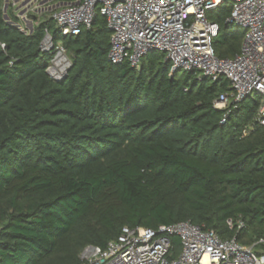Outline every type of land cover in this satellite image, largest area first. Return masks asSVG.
Masks as SVG:
<instances>
[{"label":"trees","instance_id":"obj_1","mask_svg":"<svg viewBox=\"0 0 264 264\" xmlns=\"http://www.w3.org/2000/svg\"><path fill=\"white\" fill-rule=\"evenodd\" d=\"M0 0V264H81L87 245L105 247L123 227L157 229L189 221L221 239L264 253V125L261 95L217 109L229 92L219 77L172 71L163 52L137 67L111 63L110 31L95 12L89 28L61 37L50 17ZM225 3V5H224ZM224 0L207 18L219 58L235 56L245 35L225 22ZM71 66L61 81L40 51L45 31ZM224 119V120H223ZM223 120V121H222ZM241 219L245 227H229ZM171 236V251H180Z\"/></svg>","mask_w":264,"mask_h":264},{"label":"built area","instance_id":"obj_2","mask_svg":"<svg viewBox=\"0 0 264 264\" xmlns=\"http://www.w3.org/2000/svg\"><path fill=\"white\" fill-rule=\"evenodd\" d=\"M35 1L11 0L19 17L15 25L22 31L32 28L29 13L39 9L33 5ZM223 1L73 0L49 17L58 35L76 36L91 26L95 12H99L111 33L107 54L111 63L127 61L137 67L147 54L163 52L172 71L194 72L199 80L216 81L222 76L228 81L229 92H221L213 100L217 109L241 102L252 93L260 94L254 122L264 125V0H228L232 8L225 22L245 31L240 51L230 58L215 55L212 42L219 27L206 16ZM0 46L4 48V44ZM40 51L51 55L48 76L63 80L71 62L62 43L46 30ZM227 224L245 227L241 219H228ZM172 235L180 242L177 254L171 251ZM261 242L263 239L243 245L235 238L221 239L213 230L181 221L157 229L123 227L116 240L105 247L87 245L79 258L81 264H264V253L255 249Z\"/></svg>","mask_w":264,"mask_h":264},{"label":"rangeland","instance_id":"obj_3","mask_svg":"<svg viewBox=\"0 0 264 264\" xmlns=\"http://www.w3.org/2000/svg\"><path fill=\"white\" fill-rule=\"evenodd\" d=\"M39 2H41V1H35L34 4H33V5H36V6L39 5V9H38V13L39 14L38 13H33V12H30L29 14H36L38 16L40 15V18L43 17V16L49 17V15L52 13V11H54L55 8H57L56 5H53V7L49 6L50 8H48V5L52 4V3L48 2V3H45V4H40ZM53 2L55 3V0H53ZM229 3H230V1H228L227 5H229ZM224 5H225V3H224ZM29 18H30V16H29ZM182 72H183V70H179L178 74L181 75Z\"/></svg>","mask_w":264,"mask_h":264},{"label":"crops","instance_id":"obj_4","mask_svg":"<svg viewBox=\"0 0 264 264\" xmlns=\"http://www.w3.org/2000/svg\"><path fill=\"white\" fill-rule=\"evenodd\" d=\"M24 1H28V0H24ZM37 1H41V2H39L40 4H45V3H48V2L52 3V4L48 5V8L53 7V5H56V7H57V8H55V10H56L59 7H61L63 4H66V3L70 2V1H73V0H55V3L53 2V0H37ZM22 5H23V2L19 3L18 7H20Z\"/></svg>","mask_w":264,"mask_h":264},{"label":"water","instance_id":"obj_5","mask_svg":"<svg viewBox=\"0 0 264 264\" xmlns=\"http://www.w3.org/2000/svg\"><path fill=\"white\" fill-rule=\"evenodd\" d=\"M6 8H7V0H5V3H4V6H3L4 18H7L6 13H5Z\"/></svg>","mask_w":264,"mask_h":264}]
</instances>
